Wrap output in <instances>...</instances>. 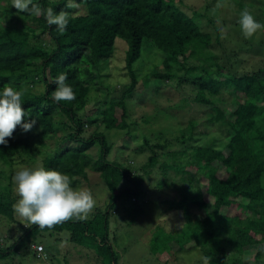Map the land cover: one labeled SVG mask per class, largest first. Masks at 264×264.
<instances>
[{
	"label": "trees",
	"instance_id": "obj_1",
	"mask_svg": "<svg viewBox=\"0 0 264 264\" xmlns=\"http://www.w3.org/2000/svg\"><path fill=\"white\" fill-rule=\"evenodd\" d=\"M75 2L79 5L77 9L66 8L67 0H33L43 8L52 7L57 13L64 10L76 17L69 19L67 30L61 34L55 25L49 26L43 16L17 12L11 6L12 0H0V92L5 85L22 92V108L30 115L25 120H36L28 132L17 126L8 144L0 145V162L11 166L20 150L30 155L39 152L38 147L50 137H57L59 143L64 139L70 141L71 144L49 154L43 167L60 169L70 177V186L76 183L78 176L85 177L89 168L101 174L111 192L116 187L117 175L126 178L131 186L113 193L108 208L111 209L116 197H122L134 203L133 214V210L127 211L134 216L138 204L133 201L141 194L140 180L127 165L106 159L109 148L103 133L96 128L99 124L105 129L128 128L125 101L136 89L134 65L148 66L149 73H144L147 78L143 75L146 94L158 91V86H147L149 76L176 86L191 85L195 99L207 105L206 121L220 126L226 136L219 147L191 145L186 163L165 165L180 173L187 183L181 187L179 206L175 199L163 200L169 210H178L184 220L182 224L187 234L182 245L188 242V248L198 249L208 264H244L241 259L245 236L251 235L250 242L254 237L264 240V61L255 68L237 70L234 66L238 64L236 61L240 63L241 57L235 51L214 52V44L223 47L217 29L212 40L210 32L203 28L206 25L202 24V14L195 10L186 13L181 8L183 0ZM208 23L210 20H206ZM117 42L124 45L122 60L128 84L95 116L79 115V109L84 108L91 93L101 89L97 86L98 90H90L87 79L113 58ZM148 59L152 62L146 64ZM60 73L67 74L66 83L72 86L75 100L56 103L52 99L54 81ZM33 83H39L42 91H32ZM103 89L102 92L107 93V88ZM223 93L233 104L230 110L221 105ZM55 108L66 121L58 120ZM84 121L95 126L86 137H82ZM194 124L195 121L189 119L179 136H175L182 155L186 150L184 142L191 139ZM60 125L68 131L60 130ZM32 132L39 138H27ZM156 138L163 140L162 143L155 141L158 148L168 145L162 133ZM141 140L142 145H148L147 136L143 135ZM91 146L97 147L95 158L87 152ZM151 148V156L157 157ZM159 154L171 156L172 151ZM200 179L205 183L202 190L198 185ZM203 193L210 201L203 198ZM11 199L9 192L0 194V205H5L8 216L12 215ZM190 204L202 209L203 214L191 219ZM229 209H235L234 213H228ZM106 210L107 207L87 220H69L52 228L26 226L13 242L0 244V264L16 252L28 249L29 243L43 230H66L68 239L86 247L100 264H116L117 256L107 238L110 210ZM258 255L259 258L253 255L254 264L262 263L264 246Z\"/></svg>",
	"mask_w": 264,
	"mask_h": 264
},
{
	"label": "rangeland",
	"instance_id": "obj_2",
	"mask_svg": "<svg viewBox=\"0 0 264 264\" xmlns=\"http://www.w3.org/2000/svg\"><path fill=\"white\" fill-rule=\"evenodd\" d=\"M219 4V7L217 5ZM261 6V7H260ZM257 7V8H256ZM264 0H183L182 9L188 14L195 10L202 14V24L206 31L210 32L212 40L217 29V37L223 47L214 44L213 51L220 54L224 51H235L241 57L240 63L236 61L234 66L237 70L241 68H255L264 61V30H258L250 39H245L237 23L239 12L248 9L255 19L264 24ZM258 8H262L260 11ZM206 20L211 23L206 24ZM217 20L221 23L217 25ZM213 23V24H212ZM223 29L221 31L220 29ZM46 38V36H42ZM117 40V39H116ZM113 58L101 66L99 71L93 72L87 79L92 92L84 108H80L79 115L95 114L107 107V101L111 97L119 95L121 90L128 84V77L124 73L122 51L124 45L116 44ZM233 60V59H232ZM146 64L152 62L146 60ZM137 71L136 89L131 93V97L126 99L127 116L125 120L129 123L127 127H114L105 129L99 124L96 130L101 131L105 137L109 148L106 159L120 162L127 165L132 174L140 180L141 194L135 201L138 207L134 216L127 214L129 209L133 210L134 203L116 197L113 200L111 209L108 208V201L117 192L130 187L131 184L126 178L117 175L114 181L115 188L111 192L101 174L97 171L86 168V176L77 177L76 183L72 187H87L91 189L96 205L89 215H99L107 207L108 228L107 238L112 250L117 256L116 264H194L205 263L200 251L196 248H188L186 241H182L187 234L184 227L183 218L178 210H169L163 200L175 199L176 206H179L181 187L187 186L185 179H181L180 173H176L173 168L165 165H175L186 163L190 157L191 145H215L220 146L226 139L221 127L206 121L205 111L207 105L194 97L195 89L191 85L182 84L176 86L173 82H160L156 78L149 76L146 81L147 86H158L157 94L153 92L146 94L144 80L148 66L136 63ZM145 73V74H144ZM147 78V75H145ZM107 88V93L103 88ZM34 92H41L39 83H33L30 87ZM223 103L227 110L233 108L229 97L223 93ZM150 98L152 100H150ZM118 109L116 110V112ZM58 120L66 121L62 113L55 108ZM77 114V115H78ZM189 119H193L195 124L191 130L192 137L184 142L186 150L184 155L180 151V143L175 139L179 136L180 130L185 128ZM129 120V121H128ZM132 122V123H130ZM84 132L82 137H86L95 126L87 125L84 121ZM60 130L66 133L68 130L60 125ZM162 133L167 140V146L158 148L154 144L157 135ZM148 138V145H142V136ZM27 138L38 139L36 133L27 134ZM57 137H50L39 148V152L32 155L26 150H20L14 158L11 166H6L0 162V194L12 197V206L19 198L15 191L12 176L15 170L23 167H40L49 158V154L57 151L59 147L71 144L70 141L59 143ZM74 144V143H73ZM155 150L157 157L151 156L149 148ZM161 151H172V155L159 154ZM91 158L97 156V147L91 146L87 150ZM168 166V165H167ZM172 167V166H169ZM61 171L60 169L56 168ZM111 177V176H110ZM184 178V177H183ZM193 185H195L193 183ZM199 188L204 189L205 183L200 179ZM203 198L210 201L209 197L202 194ZM133 198V197H132ZM235 209H229L228 213H234ZM132 214L134 212L131 211ZM188 213L192 217H199L203 210L193 205L188 206ZM12 215L8 216L5 205H0V244L8 245L26 227L12 208ZM130 217V218H129ZM167 236V237H165ZM251 235H246L244 239V251L242 261L244 264H254V256L259 258L258 251L264 246V240L259 241L257 237L248 241ZM170 237V238H169ZM251 240V239H250ZM41 245L42 250L37 252L36 245ZM84 246L71 242L68 239L66 230H43L34 241L30 242L28 249H22L13 256H10L3 264H100L91 251ZM256 254H255V253ZM39 255V256H37ZM264 263V255L261 258Z\"/></svg>",
	"mask_w": 264,
	"mask_h": 264
},
{
	"label": "clouds",
	"instance_id": "obj_3",
	"mask_svg": "<svg viewBox=\"0 0 264 264\" xmlns=\"http://www.w3.org/2000/svg\"><path fill=\"white\" fill-rule=\"evenodd\" d=\"M11 6L17 12L43 16L48 25H55L61 34L67 30L69 19L76 18L64 10L57 13L52 7L43 8L33 0H12ZM66 8L77 9L79 5L75 0H67ZM220 23L217 20V25ZM237 23L245 39H250L258 30H264V24L259 23L246 8L239 12ZM220 30L223 31L222 28ZM66 80L67 74L60 73L54 81L56 88L52 99L56 103L76 99L72 86ZM22 95L8 85L0 92V145L8 144L17 126L28 132L36 124L34 118L25 120L30 115L22 108ZM12 181L19 197L13 204V211L22 218V223L27 222L24 223L26 226L36 225L44 229L69 220H87L96 205L91 189L70 186V177L57 169L21 166L15 170ZM205 264H208L207 259Z\"/></svg>",
	"mask_w": 264,
	"mask_h": 264
},
{
	"label": "built area",
	"instance_id": "obj_4",
	"mask_svg": "<svg viewBox=\"0 0 264 264\" xmlns=\"http://www.w3.org/2000/svg\"><path fill=\"white\" fill-rule=\"evenodd\" d=\"M35 250L37 251V252H39V251H41L42 250V246L41 245H36L35 246Z\"/></svg>",
	"mask_w": 264,
	"mask_h": 264
},
{
	"label": "crops",
	"instance_id": "obj_5",
	"mask_svg": "<svg viewBox=\"0 0 264 264\" xmlns=\"http://www.w3.org/2000/svg\"><path fill=\"white\" fill-rule=\"evenodd\" d=\"M82 248H85V247H82ZM88 250V249H87Z\"/></svg>",
	"mask_w": 264,
	"mask_h": 264
}]
</instances>
